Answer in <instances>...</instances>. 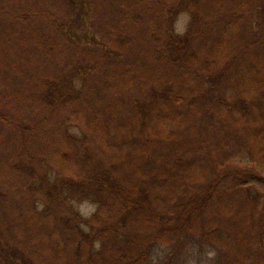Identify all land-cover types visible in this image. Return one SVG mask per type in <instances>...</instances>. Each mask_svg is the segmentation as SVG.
<instances>
[{"label": "trees", "instance_id": "trees-1", "mask_svg": "<svg viewBox=\"0 0 264 264\" xmlns=\"http://www.w3.org/2000/svg\"><path fill=\"white\" fill-rule=\"evenodd\" d=\"M51 2L67 3L68 21ZM182 11L192 19L179 35L174 24ZM75 18L87 26L83 36ZM8 20L16 33L21 34L19 24L29 29L13 44L6 37ZM0 21V60L21 42L32 53L12 61L23 85L0 96V121L21 152L32 135L46 139L57 173L52 186L45 177L35 188L43 202L26 208L22 223L28 218L32 225L27 238L10 232L16 221L0 223V264H184L178 260L180 245L193 224L219 204L220 184L227 196L224 212L237 214L228 196H244L255 207L241 214L243 225L227 224L223 232L216 217L194 238L234 249L219 248L228 258L216 264H264V0H6ZM248 24L249 35L234 46ZM25 99L43 114L31 125L12 112ZM5 103L11 113L3 111ZM183 114L194 119L191 135L197 141L186 154L205 155L212 126L233 130L220 139L224 159L210 157L220 177L178 210L162 211L149 184L132 176L134 161L163 156L168 176L177 175L180 157L168 160L161 149ZM70 125L83 132L75 144ZM126 168L133 172L125 175ZM65 186L83 188L97 211L91 217L78 213L63 195ZM175 239L178 247L169 257H154L158 245Z\"/></svg>", "mask_w": 264, "mask_h": 264}, {"label": "rangeland", "instance_id": "rangeland-1", "mask_svg": "<svg viewBox=\"0 0 264 264\" xmlns=\"http://www.w3.org/2000/svg\"><path fill=\"white\" fill-rule=\"evenodd\" d=\"M5 3L6 0H0V7ZM50 6L54 9L55 14L59 15L63 20L68 21L71 17V8L67 3L56 4L51 2ZM110 8L111 10H114L116 7ZM110 11L102 14V17H105L104 15H107ZM191 19L192 16L189 11L180 12L174 24L175 33L184 35L188 31ZM72 22H74V28L79 35L83 36L87 32V26H85L79 18H75ZM5 26L8 34L6 37L10 38L12 44L26 34L25 28L29 32V29L25 27L24 24H19L21 34L18 32L16 33V30L11 26L9 20L4 27ZM98 26L99 27H95V29L100 30V27L102 28V26ZM251 29V26L248 24L241 32H239V36L233 41V45L235 46L240 40L245 39L249 35L248 33H250ZM98 30L95 31L98 32ZM100 36L101 35H99V38ZM30 53L31 48L21 42V44L16 45L15 50L12 48V51L6 54L5 62L0 60V96L5 95L6 97V91L14 92L16 88L23 85L21 77L18 76L20 74L16 76L19 72L14 69V62L12 61L28 57V55L32 54ZM168 69L175 70L169 66ZM169 78H173L170 73H168V79ZM77 81L78 86L82 85L81 80L78 79ZM205 84L206 83L203 81L198 84L200 91L204 90L203 88ZM13 94L15 95V93ZM11 96L14 97L13 95ZM15 107L17 110L14 109L12 112L20 114V117L22 118H26V124L29 125H31L30 123H34L33 119H40L43 116L41 112L37 111L34 106L31 105L30 100L27 99L20 101V104H15ZM2 109L5 114L6 110L11 113V108L6 106V103L3 105ZM178 121L179 123L177 125L173 124V134L168 138L165 146L161 149V152H166L168 154V160L172 157H180V160L177 163L180 168L176 170V172H179L177 175L168 176V173L166 172L167 165L161 164L164 159L163 156L161 161H149L145 159L134 161V164L136 165L134 166V171L135 169L136 171L132 176L137 177V181L139 180L143 185H145L144 182L149 184V187L153 189V193L157 199V207L162 211L176 209L194 194L197 197V193H201L204 187L207 186L213 178L220 177V175L217 176V172L213 168V163L211 162L210 157L215 160L221 156L224 159L226 152L224 149H221L222 143L220 139L226 138L224 137V134L233 130H227L228 126H226L225 130L220 131L212 126L211 129L209 128L206 131L207 135L205 137L208 144L205 155L204 152L201 151L186 154L185 152L187 149L185 148L190 144L197 143L195 138L191 135L194 127V119L183 114L182 119ZM69 129L71 133L69 134L73 138L71 141L75 144L77 140H74L81 139L83 137V132L79 126L70 125ZM15 137L16 136L13 135L10 128L6 126V123L0 121V223L6 227L7 220L16 221L14 228L12 226L10 232L14 233L18 238L25 239L32 232V225L28 218L27 223H22L23 218L25 217L24 214H27L25 212L26 208L29 203H32V201H36V205L39 207L41 206V202H43L41 193L35 188H37L38 185H42V180H44L45 177L49 178V180L45 182L48 187L50 181L51 184L54 182L57 173L55 171L56 163L50 156L49 148L46 147L48 144L46 139L32 135V138H29V142L23 147L24 152H21L20 148L17 147ZM188 138H191V140L189 141ZM232 146L233 143H228V148H232ZM27 147H29L30 151L27 150ZM105 158L109 159L107 156ZM18 159L19 162H17ZM6 161L11 162L6 166ZM82 168L83 170L86 168L85 164L82 165ZM132 170L133 169L131 168H126L123 170V173H126L125 175H127L129 171L133 172ZM184 174L185 178L183 177ZM77 175L78 173H76V176ZM41 176L42 178H40ZM217 192H221L222 194L219 204L217 203V205L215 203L219 206L221 203H224L227 197L222 184L219 185ZM6 194L12 196L6 198ZM63 195L66 196L67 203L84 217H91L98 209V203L84 194L83 188L81 187L65 186L63 189ZM230 203L237 206V214H235L236 212L233 211V209L224 212L223 208L225 205L221 204L219 207L215 206L212 210L208 211L202 219H199L193 224V230L189 231L191 235L186 236L184 243L180 245V259L178 260L184 261V264H216V262L220 261V258L225 260L228 258L226 253L218 250L223 247L222 244L215 242L213 244L201 237L197 240L194 236L198 233H206V228L215 223L214 221L216 220V217L217 220H220L217 224L220 225L219 223H222L220 226L221 228H224L223 232L227 231V224H234V227L238 224L241 226L243 225V223L239 221L241 214H245L249 209L255 207L253 202L247 200L244 196L237 199L228 196L227 204ZM263 204L264 203H261V205ZM176 210H178V208ZM263 212L264 208H262L261 214H263ZM182 234L183 237H185L184 232H182ZM176 245L178 247V240L174 241V243L171 242L168 246L158 245L154 251V257H160L162 259L169 257L174 251ZM223 248L227 249L230 253H233V248H228L227 245H224ZM243 253H247L246 250H243Z\"/></svg>", "mask_w": 264, "mask_h": 264}]
</instances>
